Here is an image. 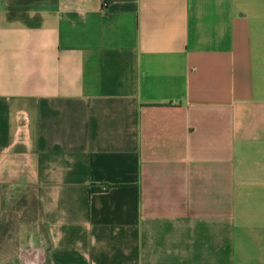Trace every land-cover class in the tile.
Returning a JSON list of instances; mask_svg holds the SVG:
<instances>
[{
    "label": "crops",
    "instance_id": "crops-1",
    "mask_svg": "<svg viewBox=\"0 0 264 264\" xmlns=\"http://www.w3.org/2000/svg\"><path fill=\"white\" fill-rule=\"evenodd\" d=\"M26 194L45 264H264V0H0Z\"/></svg>",
    "mask_w": 264,
    "mask_h": 264
},
{
    "label": "rangeland",
    "instance_id": "rangeland-1",
    "mask_svg": "<svg viewBox=\"0 0 264 264\" xmlns=\"http://www.w3.org/2000/svg\"><path fill=\"white\" fill-rule=\"evenodd\" d=\"M37 209L27 194L12 205L0 227V264H45Z\"/></svg>",
    "mask_w": 264,
    "mask_h": 264
}]
</instances>
